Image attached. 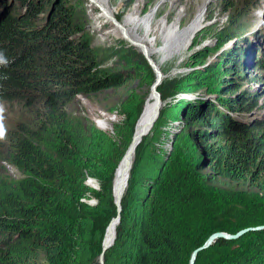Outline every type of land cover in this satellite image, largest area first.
<instances>
[{
  "label": "trees",
  "instance_id": "16d2710c",
  "mask_svg": "<svg viewBox=\"0 0 264 264\" xmlns=\"http://www.w3.org/2000/svg\"><path fill=\"white\" fill-rule=\"evenodd\" d=\"M61 7L43 30L32 28L26 17H0V52L9 61L0 65V100L33 91L47 107L37 131H13L9 144L0 143V264H100L104 233L116 218L114 175L142 112L127 113L125 135L118 130L117 139L71 117L66 105L75 94L121 86L129 75L102 73L83 37L67 40L79 28L67 27L73 19ZM244 13L242 7L231 12L237 31H243ZM38 52L43 58H32ZM219 101L228 113L250 110L244 91L220 95ZM212 112L221 116L213 107L185 109L186 119L199 126L196 140L177 139L143 178L142 141L136 146L116 238L104 252V264H188L189 253L212 233L264 225V116L250 126L218 124ZM5 164L23 175L11 178ZM218 179L255 190L223 188L215 184ZM195 264H264V228L216 239L199 251Z\"/></svg>",
  "mask_w": 264,
  "mask_h": 264
},
{
  "label": "rangeland",
  "instance_id": "374dc122",
  "mask_svg": "<svg viewBox=\"0 0 264 264\" xmlns=\"http://www.w3.org/2000/svg\"><path fill=\"white\" fill-rule=\"evenodd\" d=\"M28 3H33L35 7L28 9ZM112 3V10L115 12L113 22L123 31L135 33L137 40L142 42L139 44L144 48L148 47L152 65L159 69L161 75V81L154 90L158 95V117L141 140V178L148 173L152 174L154 161L168 155L178 144L177 139L196 140L195 134L199 131V126L197 129L196 120L186 119L185 109L205 111L213 107L221 112V116L212 112L218 124L242 123L250 126L264 116V0H208L202 25L192 37L193 45L186 44L189 33L187 30L203 0H113ZM232 4L233 8L230 10ZM61 5L64 8L62 11L65 13L67 9V15L73 19L72 24L67 27L72 28L73 24H77L79 28L67 40L78 42L79 37H83L87 43L85 47L88 56L94 58L96 67L102 73L116 77L129 75L121 86L75 94L66 105L72 118L86 119L117 139L118 130L125 135L127 113H135L137 110L140 112L142 109V114L146 100L152 95L157 73L145 57L150 55L143 56L137 49L139 45L126 40L124 34L114 36L116 32L112 33V23L103 22L101 18L93 22L94 18L100 17V10L98 7L93 10L96 6L93 7L88 0H0V17H26L32 28L43 30L47 25L45 22L56 16V8ZM240 7L245 12L243 31H237V25L229 19L231 12ZM45 37L54 41L52 36ZM236 56L241 57L240 62H233L232 59ZM32 58H43V55L38 52ZM141 58L145 59V63ZM224 62L235 65L236 68L225 69ZM136 65H139V71L136 70ZM164 79L172 85L164 84ZM183 83L187 88L181 90ZM243 91L249 99L250 110L225 112L219 101L220 95L235 97ZM244 103L245 99L237 100V104L245 105ZM0 107L3 108L0 124L5 132L0 143L7 140V144V136L13 131H37L47 110L44 101L33 91L21 92L15 97L0 100ZM141 114L138 115L137 122L135 121L136 125ZM136 125L134 135L131 134L126 150L124 149L126 152L133 142L138 128ZM216 136L215 134L214 138ZM5 165L11 178L17 180L23 175L13 165ZM85 183L96 187L91 179H86ZM215 184L248 192L255 190L248 183H235L227 179H218ZM87 201L93 203L92 200ZM194 250L189 253L188 264H191ZM199 251L192 261L193 264Z\"/></svg>",
  "mask_w": 264,
  "mask_h": 264
},
{
  "label": "bare ground",
  "instance_id": "6f19581e",
  "mask_svg": "<svg viewBox=\"0 0 264 264\" xmlns=\"http://www.w3.org/2000/svg\"><path fill=\"white\" fill-rule=\"evenodd\" d=\"M89 3L94 7L92 8L93 10L96 9L98 7V9L100 10V17H96V19H93V22H96L97 19L101 18L103 22H107V23H112L113 24V31L112 33H115V35L119 36V34H124V38H127L126 40L130 41V42H136V46L139 45L137 49H139L141 51V53L143 55H150L148 50V47L145 46V48L140 45L139 43H142L140 41L137 40V37L135 36V33H130L127 31H123V29L116 25L113 21L115 19V12L112 10V5H113V0H88ZM91 1V2H90ZM207 1L208 0H203V4L199 6L195 18L191 24V26L188 28L187 33V40H186V44L188 45H193V39L192 37L196 34L197 30L200 28V26L202 25V19H203V15H204V11L207 5ZM189 37V38H188ZM191 37V38H190ZM173 43V42H172ZM178 43V41H177ZM144 45V44H143ZM147 52V54H146ZM147 59L150 60V63L152 65V61H151V55L150 56H146ZM154 65V64H153ZM154 67H156L154 65ZM157 71L159 72V69L156 67ZM158 96V95H157ZM158 99L156 97V92L153 89L152 95L151 97H149L145 104H144V109H143V113L141 114L140 120L137 123L136 127L138 126L136 132H135V136L133 139V142L131 144V146L129 147L128 151L126 152V155L124 157V159L122 160L121 163H119V167H117V170L115 172V177L113 180L114 183V198H115V202L116 205L120 202V199L123 195V193L125 192V188H126V182L129 178L130 172H131V168L132 165L134 164V158H135V148L137 146L138 140L140 139V136L146 132L152 125V123L156 120V115L155 113L157 112L158 109ZM156 116V117H154ZM155 118V119H153ZM117 221L116 218L113 219L107 234H105V241L109 242L115 233L116 230V226H117Z\"/></svg>",
  "mask_w": 264,
  "mask_h": 264
},
{
  "label": "water",
  "instance_id": "95a60500",
  "mask_svg": "<svg viewBox=\"0 0 264 264\" xmlns=\"http://www.w3.org/2000/svg\"><path fill=\"white\" fill-rule=\"evenodd\" d=\"M146 57V56H145ZM147 61H149L150 63V60L148 59ZM151 64V63H150ZM152 68L156 71L157 73V78H156V81L154 82L153 84V89L155 90L156 86L160 83L161 81V75L160 73L156 70V68L151 65ZM156 96H157V93H156ZM158 112H159V104H158V109H157V112H156V116L158 117ZM156 117V119H157ZM155 122V121H154ZM154 122L152 123L151 127L146 131L144 132L141 136H140V139L138 140V143L137 145L141 142L142 138L148 134V132L151 130ZM135 128V126H134ZM134 132V131H133ZM122 198V197H121ZM121 200V199H120ZM114 204L116 206V221H117V224L119 223V220H120V211H121V204L120 202L116 205V202L114 201ZM264 228V225H259V226H255V227H246V228H243L239 231H237L236 233H228V232H223V231H217V232H214L212 233L211 235L208 236V238L203 242L202 245H200L199 247H197L193 253H192V258H191V264L196 253L199 251V250H202V249H206L207 247H209L216 239L218 238H225V239H235L237 237H239L241 234H243L244 232H247L249 230H258V229H263ZM106 231V229H105ZM104 236H105V233H104ZM115 238H116V230H115V233H114V236L113 238L109 241V242H106L104 237H103V240H102V249H101V253L99 255V263L100 264H104V259H103V255H104V252L110 248V246L114 243L115 241Z\"/></svg>",
  "mask_w": 264,
  "mask_h": 264
},
{
  "label": "clouds",
  "instance_id": "9594fccd",
  "mask_svg": "<svg viewBox=\"0 0 264 264\" xmlns=\"http://www.w3.org/2000/svg\"><path fill=\"white\" fill-rule=\"evenodd\" d=\"M8 63H9V61L5 58L4 54L2 52H0V65H7ZM2 112H3V108L0 107V113H2ZM0 119H2V117H0ZM4 134H5V132H4L3 125L0 124V139L3 138Z\"/></svg>",
  "mask_w": 264,
  "mask_h": 264
},
{
  "label": "crops",
  "instance_id": "0c3cea01",
  "mask_svg": "<svg viewBox=\"0 0 264 264\" xmlns=\"http://www.w3.org/2000/svg\"><path fill=\"white\" fill-rule=\"evenodd\" d=\"M191 38V37H190Z\"/></svg>",
  "mask_w": 264,
  "mask_h": 264
}]
</instances>
